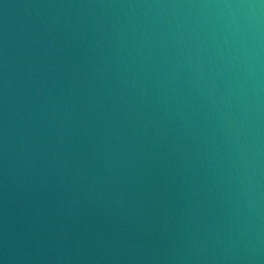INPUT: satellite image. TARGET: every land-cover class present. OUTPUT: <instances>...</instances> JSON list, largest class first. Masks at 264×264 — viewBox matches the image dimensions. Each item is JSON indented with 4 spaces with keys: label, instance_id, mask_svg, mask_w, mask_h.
Listing matches in <instances>:
<instances>
[{
    "label": "water",
    "instance_id": "obj_1",
    "mask_svg": "<svg viewBox=\"0 0 264 264\" xmlns=\"http://www.w3.org/2000/svg\"><path fill=\"white\" fill-rule=\"evenodd\" d=\"M0 264H264V0H0Z\"/></svg>",
    "mask_w": 264,
    "mask_h": 264
},
{
    "label": "clouds",
    "instance_id": "obj_2",
    "mask_svg": "<svg viewBox=\"0 0 264 264\" xmlns=\"http://www.w3.org/2000/svg\"><path fill=\"white\" fill-rule=\"evenodd\" d=\"M245 7H254L253 5H246Z\"/></svg>",
    "mask_w": 264,
    "mask_h": 264
}]
</instances>
